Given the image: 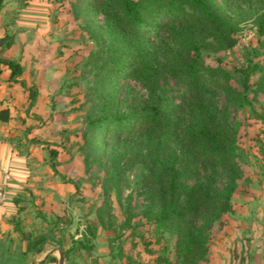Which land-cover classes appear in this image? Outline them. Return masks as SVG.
Returning a JSON list of instances; mask_svg holds the SVG:
<instances>
[{
    "label": "rangeland",
    "instance_id": "rangeland-1",
    "mask_svg": "<svg viewBox=\"0 0 264 264\" xmlns=\"http://www.w3.org/2000/svg\"><path fill=\"white\" fill-rule=\"evenodd\" d=\"M260 1L242 0L229 8L214 0L230 17L232 29L221 35L204 29L194 35L199 83L221 113L220 128L238 171L229 180L220 167L196 163L195 170L189 167L192 173L179 177L185 186L203 183L206 177L220 190L234 185L226 211L204 232L202 264L237 261L251 255L244 253L245 245H264V38L253 23ZM22 2L28 8L17 15L20 21L10 19L15 25L3 39L5 58L21 67L16 98L25 102L9 130L11 150L18 153L8 190L15 211L0 220V238L5 243L11 232L19 242L9 258L18 257L16 264H57L56 247H61L63 264H188L177 255L174 231L153 220L158 209L149 184L155 170L151 142L140 134L110 137L94 152L82 138L87 116L106 110L130 113L147 99L141 81L112 77L108 70L110 58L129 61L107 28L109 15L101 9L74 12L72 0ZM146 43L159 71L155 91L160 110L184 123L187 89L167 71L171 42L148 33ZM206 66L227 71L236 92L238 74L231 68H252L245 102L225 103L217 86L221 80L208 81ZM49 150L56 152L52 158ZM183 154L178 145L169 149L175 168L184 172ZM157 155L162 160L163 154Z\"/></svg>",
    "mask_w": 264,
    "mask_h": 264
},
{
    "label": "trees",
    "instance_id": "trees-1",
    "mask_svg": "<svg viewBox=\"0 0 264 264\" xmlns=\"http://www.w3.org/2000/svg\"><path fill=\"white\" fill-rule=\"evenodd\" d=\"M242 0H223L226 7H235ZM245 1V0H243ZM255 13L253 23L257 35L264 38V0ZM101 9L109 15L107 28L118 38V49L125 51L129 61L119 63L110 58L111 76H129L142 82L147 99L142 107L130 113L106 110L104 115L87 116L82 138L92 151L110 137L117 140L131 135H142L151 142L154 152V172L149 184L155 189L158 214L153 218L158 226L170 228L175 233V249L184 263L199 264L205 260L204 232L218 221L228 207V199L234 185L226 184L222 190L213 186L212 178L205 182L185 186L179 182L182 173H192L196 163L207 167H220L229 180L238 176L235 161L231 159L230 143L220 128L221 113L202 90L198 79L200 63L199 46L194 35L206 29L209 33L226 34L233 23L223 14L214 0H72L71 10L85 13ZM252 6H247L251 11ZM159 22V23H157ZM161 23V24H160ZM148 33L165 36L168 47L167 71L173 79L185 85L186 122L172 120L160 110L156 83L159 71L156 60L146 43ZM8 44V43H7ZM9 69V79L21 72V67L10 58L0 59ZM238 74L240 91L231 85V76L221 67H204L208 81L215 84L225 103L241 105L245 102V90L252 68L233 67ZM241 103V104H240ZM6 110H0L4 120ZM178 145L184 150L183 170L175 168L169 157V149ZM157 152L163 154L158 160ZM56 154L49 150V157ZM188 167V170H185ZM192 167V170H189ZM200 219V223L197 221ZM50 256L48 261H53Z\"/></svg>",
    "mask_w": 264,
    "mask_h": 264
},
{
    "label": "crops",
    "instance_id": "crops-1",
    "mask_svg": "<svg viewBox=\"0 0 264 264\" xmlns=\"http://www.w3.org/2000/svg\"><path fill=\"white\" fill-rule=\"evenodd\" d=\"M27 8V4H24L22 0H0V55L2 58H5L7 54V48L3 46L4 36L7 33V28L14 23L11 22L10 19L13 21H20L17 15L19 16L22 12H25ZM16 24L18 25V23ZM9 72L7 66L0 63V110H6L5 114H3L5 119H0V188L5 192V197L3 201L0 202V220H5L9 214L15 211L11 204V198L9 199L8 197V190L12 184L15 171L13 165H17L16 157H18V153L11 150L12 140L10 137L13 133L9 130L11 129V125L16 124L18 115H21L22 110L25 108V102H17L16 98L18 95L16 96L17 90L15 87L17 81H19L18 75L9 79ZM15 235V233L10 232L5 243L3 242L5 240H2V237L0 238V264H16L15 259H19L14 255L9 258V253H11L12 250L13 252L17 251L19 247V242L18 239L15 238ZM10 238H14L13 242L10 241ZM237 248L241 249L239 246H237ZM243 248L244 253H251V255L248 254L249 257H244L237 261L211 262L210 264H264L263 244L256 247L245 245ZM205 263H207V261H205Z\"/></svg>",
    "mask_w": 264,
    "mask_h": 264
},
{
    "label": "water",
    "instance_id": "water-1",
    "mask_svg": "<svg viewBox=\"0 0 264 264\" xmlns=\"http://www.w3.org/2000/svg\"><path fill=\"white\" fill-rule=\"evenodd\" d=\"M56 250H57V252H58V260H57V264H63V259H64V254H63V252H62V250H61V247H56ZM31 264H39V262L38 263H31Z\"/></svg>",
    "mask_w": 264,
    "mask_h": 264
},
{
    "label": "built area",
    "instance_id": "built-area-1",
    "mask_svg": "<svg viewBox=\"0 0 264 264\" xmlns=\"http://www.w3.org/2000/svg\"><path fill=\"white\" fill-rule=\"evenodd\" d=\"M4 197H5V192L3 191L2 188H0V202L3 201Z\"/></svg>",
    "mask_w": 264,
    "mask_h": 264
}]
</instances>
